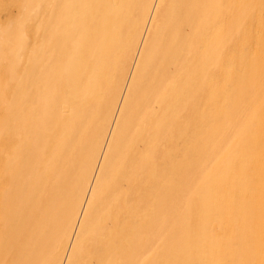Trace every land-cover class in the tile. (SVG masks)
Here are the masks:
<instances>
[{
    "label": "bare ground",
    "instance_id": "obj_1",
    "mask_svg": "<svg viewBox=\"0 0 264 264\" xmlns=\"http://www.w3.org/2000/svg\"><path fill=\"white\" fill-rule=\"evenodd\" d=\"M0 264H264V0H0Z\"/></svg>",
    "mask_w": 264,
    "mask_h": 264
}]
</instances>
